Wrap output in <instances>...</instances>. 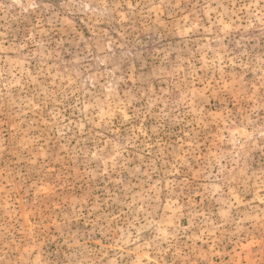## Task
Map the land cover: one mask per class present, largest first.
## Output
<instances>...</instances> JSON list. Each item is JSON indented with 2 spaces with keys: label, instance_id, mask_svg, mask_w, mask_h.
<instances>
[{
  "label": "rangeland",
  "instance_id": "obj_1",
  "mask_svg": "<svg viewBox=\"0 0 264 264\" xmlns=\"http://www.w3.org/2000/svg\"><path fill=\"white\" fill-rule=\"evenodd\" d=\"M0 264H264V0H0Z\"/></svg>",
  "mask_w": 264,
  "mask_h": 264
}]
</instances>
